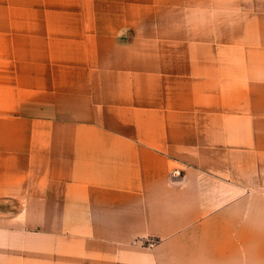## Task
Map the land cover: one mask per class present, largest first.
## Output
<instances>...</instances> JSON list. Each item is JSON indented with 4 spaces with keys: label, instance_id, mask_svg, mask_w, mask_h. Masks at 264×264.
<instances>
[{
    "label": "crops",
    "instance_id": "1",
    "mask_svg": "<svg viewBox=\"0 0 264 264\" xmlns=\"http://www.w3.org/2000/svg\"><path fill=\"white\" fill-rule=\"evenodd\" d=\"M0 264H264V0H0Z\"/></svg>",
    "mask_w": 264,
    "mask_h": 264
},
{
    "label": "rangeland",
    "instance_id": "2",
    "mask_svg": "<svg viewBox=\"0 0 264 264\" xmlns=\"http://www.w3.org/2000/svg\"><path fill=\"white\" fill-rule=\"evenodd\" d=\"M149 26H150V25H147V24H141V25H140V29L143 30V31H146V30L148 31V30H150V29H149Z\"/></svg>",
    "mask_w": 264,
    "mask_h": 264
}]
</instances>
